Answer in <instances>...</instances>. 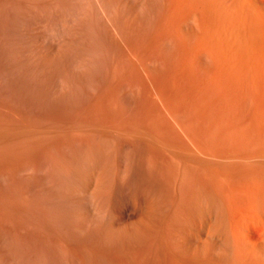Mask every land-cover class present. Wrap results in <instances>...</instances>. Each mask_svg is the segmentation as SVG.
I'll list each match as a JSON object with an SVG mask.
<instances>
[{"label": "bare ground", "instance_id": "6f19581e", "mask_svg": "<svg viewBox=\"0 0 264 264\" xmlns=\"http://www.w3.org/2000/svg\"><path fill=\"white\" fill-rule=\"evenodd\" d=\"M99 71H101V74H99ZM79 87L81 89L85 88L83 90L91 91L90 93H84V91L78 92L79 94L80 92L81 94L84 93L85 96L84 94L82 96L89 99L90 102L87 104V106H82V109H86L87 112L89 110L88 114H91L92 118H84L85 121L83 123H80L81 120L78 122L74 118V124L70 126L71 123H73L72 120L71 122L68 120V123H64V121H62L61 119L66 116L63 114L67 113L66 111H64L67 105H73L74 103L80 101L81 97L76 94V89ZM92 90L94 93L92 92ZM124 95H126V97L127 95H129L127 98L132 99H128L127 102L125 99V103L124 101H122V103L126 107L125 109L131 113H136V115L139 111L142 116L140 114L138 115H140L142 119H137V117L139 118V116H136L137 120L134 119L135 115L132 116L134 117L132 118L133 120L129 119L128 117H126L127 114L125 113V117L128 118V120H125L124 118L123 120H120L118 118L119 116L117 115V117L112 120L111 123L109 122L110 124L108 126L105 125L107 123L104 122V129L106 128V131H108L107 136L104 135V137H106H102L106 139H103L104 144L107 142V145L109 144L111 146L112 142L110 140V137H112L114 134H116L114 135L115 138L117 137V135L121 136L125 134L128 136V138L130 136L136 141L141 142L140 144H143L145 147L160 146L162 147L160 148L162 149V151L165 149L169 153H167L168 156L166 155L168 159L169 155L173 156L176 161L178 160L177 162H179V164H182L183 166L189 165L205 172V175L208 176L207 178L204 177L205 180L209 178V182L206 183H210L211 186H209V189L205 188L204 191L202 189V192L201 190L199 192H196L192 189L193 191H195V193H193V191L189 187L190 193H187L185 192V190L187 189L188 191V187L185 185V190L183 189L182 191H184V194L187 193L186 195H184L182 191H179V193L173 191L175 192V194L173 193V195L172 193H170V191L172 190H170L169 193L166 191L170 187L165 190V188H162L163 186L161 187L162 183H160V187L158 186L159 188L157 189V191L155 190V188L153 189L156 192L152 191V194L142 199H145L143 203L141 202L142 204L139 202L141 200L139 198L140 200L138 202L140 203L141 207L138 205L139 203L136 204L135 202L136 205L133 206L135 207V210L132 209L133 207L131 208L133 211H137L136 207L139 206L140 211L138 210L139 213L137 216L133 213V215L136 216L135 222L132 220L134 223H132L130 226L128 224L127 226L125 225L126 227H128V231L125 228L126 231L128 233L130 232V239L126 238L127 240H125V235H119L121 231L124 232L125 230L122 226L123 223L113 221L115 227L119 228L118 232L120 231L119 233H117V229H115L116 233L119 235V238L117 236V238L114 237L117 242L114 241L115 239H112L113 242H115V244L117 243V245L119 246H122L123 244V247L127 243L129 247L133 239H137L138 237L141 243L140 246L142 245L141 252L143 249L142 258L138 255L142 259V262L140 261L142 264H264V0H0V107L6 108L8 105H11L12 107H14V109L16 108L18 110H21V112L24 111V113L27 114L29 113L28 111H36L39 112L40 115L43 114L44 116L48 117L46 118V120H44L46 124H43L44 126H41V124L39 123L37 124L38 121H34L35 119L33 120V122H35L36 124H34L32 121H30L29 123V118L31 117L32 119V116L27 119L28 122L26 120L27 117L23 121H18V119H16L17 112H11L13 108L10 106L12 109H9V111L13 113V115H11L10 117V120L12 122L13 119L11 118L13 116H16V118L13 117L14 121L16 120V122L13 121L14 123L10 124V121L8 120L9 125L0 123L1 147L3 146L1 143L4 142L6 145V143H9L11 139L15 140V143H13L14 140L11 143L17 145L19 144V142L17 143L16 140H20L22 139V137L25 138L26 135L33 136L34 140V137L36 138L37 135L38 137L41 136L40 132L44 134L45 131H51L50 133L55 132L56 134H59L61 132V136L62 134H66L68 130L69 131L67 133H73L72 129L73 131L75 130L74 132H77V130L79 132V129H81L82 131H84V129L85 131L87 129H90L89 131L94 130L91 134H93V132L95 133L96 131H100L101 129L104 132L105 130L101 128L103 123H99L101 126L100 127L99 124H97L98 122L96 121L98 118L97 115H99L101 108L103 107L102 104H105V101L108 97H112L108 100L114 99L113 101L116 102V97ZM113 101H109L110 104H107L110 108L108 106L104 107L108 109L112 108V113H116V111L117 113H119L117 110L119 109L117 105L118 103H114ZM117 101H119V99H117ZM104 107L102 109L103 112L106 113L107 110L104 111ZM6 109H4L3 111H5ZM86 110H84L83 112L85 113ZM3 111L2 113H4L5 115V112ZM61 112H63L62 115ZM110 112H107V114H110ZM84 113L81 115H84ZM115 113L113 114L115 115ZM88 114L85 113L84 117ZM107 114H105L104 116L109 115ZM1 115L0 117H2ZM92 115L95 118H93ZM131 115L129 114L128 116L130 117ZM6 116L7 114L4 117ZM7 117V119H9V115ZM76 118L77 120L80 119L77 116ZM107 118H105V120ZM120 118H122L121 115ZM1 120L4 119L0 118V122ZM40 121L41 123L44 122L43 120H41V118ZM3 122H5V120ZM64 124H68L69 127H67L68 125H66V127H63ZM70 127H72V129ZM35 132L39 134H36V136H34L33 133L35 134ZM47 134L45 135L48 136L49 134ZM56 134L53 133V135ZM53 135H51V137ZM59 135L58 137H60ZM125 135L123 137H125ZM63 136L65 137V135ZM73 136L76 135H74L73 133ZM78 136H80L79 133ZM87 136L89 137V135ZM87 136L86 139H88ZM46 138L49 139V137ZM60 138L62 139V137ZM66 138L68 139V137ZM115 138H112V140ZM27 139L29 138L27 137ZM7 140L10 141L7 142ZM38 140L43 141L39 138ZM38 140L36 141L40 142ZM91 140L93 141L94 139ZM100 140L102 139L100 138ZM24 141L27 145H29L30 143L33 144L32 141H28L30 142L29 144L26 140ZM56 141H54L53 143H55ZM121 141L123 140L121 139ZM57 142L56 145L59 144H57ZM79 142H81V140H79ZM85 142H87V140ZM100 142L103 144L102 141ZM45 143H47V140L45 141ZM124 143L121 142L122 152L120 153H124L123 145L126 146V143ZM134 143L136 144V142ZM134 143L130 144H132L133 146ZM38 144L43 145L42 142ZM66 144H63V146ZM74 144L77 143L74 142ZM91 144L89 142V147ZM98 144L99 140L97 145ZM118 144L120 143L118 142ZM16 145H14V147H16ZM27 145H25L24 149L27 147ZM7 146L6 148H8ZM45 147L43 146L41 149L43 150ZM73 147L71 148V153H74ZM89 147L88 149H86L91 151ZM111 147H109V149H111ZM115 147H112L113 150ZM118 147H116L117 151L119 149ZM134 147L136 148V145L132 148L134 149ZM140 147L141 146H139V148ZM55 148L59 147L55 146ZM102 148H100V151L99 149H96L100 152V155H103L104 153L103 150V153H101ZM105 148L106 146L104 147V149ZM30 149H32V147ZM34 149L35 148H33V150ZM41 149L39 150L41 151ZM80 149H82V146H79V150ZM84 149L82 150L86 151V149ZM109 149L107 151L105 150V152L107 153L108 151H110ZM126 149L128 150V152L131 150H129V148ZM11 150L9 149V151ZM16 150L17 148L12 151L14 152ZM45 151L48 150L46 149ZM62 151L64 152V150ZM112 151L111 153L114 154V151ZM145 151H147V149ZM145 151L143 152L145 153ZM158 151L157 155L159 154ZM2 152H4V150ZM51 152H54L53 149L51 150ZM35 153L38 154L37 151L34 152L35 157H32L34 159H32L33 161H36L35 158H38ZM59 153L62 154V152ZM80 153H78V155H81ZM91 153H87V156L92 155ZM19 154L21 156V153ZM29 154L33 155V153ZM48 154H50V151L48 152ZM61 154H57V156H60ZM148 154L147 156L149 157L150 154ZM160 154L158 156H160ZM27 155L28 154H26V156ZM53 155L54 154H52V156ZM108 155L109 157H112V155ZM140 155L142 156V154ZM20 156L19 158L17 156V159H14L13 162L11 159H9L11 161V163L8 162L9 165L6 164L7 162H5L4 166H0V180L3 183L12 180L14 181L13 184H18L16 185L17 192L14 188V193L16 194L12 193L14 195H17L14 196L12 202H15V197H18V200L22 205L19 207L24 208L25 217L22 216L24 217V225L27 224L32 228V225L34 224V227L38 226L42 228V230L45 229V231H47V233L49 234H55V236L59 235L56 236V238L53 236L49 238V242L47 241L48 243H51V248L52 244L56 245L55 247H59L58 245H60L61 247L59 248H62L61 250L64 251L63 253H65V255L67 251H69L68 249H71V247H73V251H75L76 248L84 249L86 250V252H83V250L82 252H80V254L85 253L84 259L86 261L83 259V254L78 258H80L82 261L84 260V263L86 262V264H90L89 261H91L94 256H96L95 259H93L94 261H96V258L103 253L98 252L99 254H101L97 256V252L95 255V253L92 254L91 252L93 250L90 251V248L88 249L89 245L91 247L92 243L86 235L89 233H87L86 231V233L83 234L84 232L82 231V229L84 228L82 227V225L85 221H88L90 223L92 222L91 220L92 218H94L95 214L94 210L97 208V206L95 209L90 206V210L88 209L90 211V215H86V211L84 212V210L86 209L84 207L85 203L83 204L81 198L82 193H80V191L84 192V195L85 192L90 191L92 195L95 196V191L98 193L100 190L102 191L108 188L111 181L107 180V182L109 181L108 184L106 183V181H104L106 178L104 179L102 174L99 176L101 172L99 173L98 168H103V166L101 168L102 162L101 165L99 164L100 166H98L97 168V164L95 165L93 161L84 158V160H82L84 162V164H82V167H87L83 168L85 170L87 169L86 172L83 170L85 172V175L79 177L77 174H74V171H72L71 173H73V175H76L77 177L71 174L73 178L66 177L64 180L62 179L63 181H65V183H67V185L63 183L66 185L64 186V188L66 187L69 189V195H71V198H68L70 196H67L65 193V195L67 196L66 199H63L65 204L62 203L61 205L60 201L62 199H57V196L59 194L57 195V192H53L55 190L58 191L59 188L52 190V187L50 186L51 184H53V181H49V184L45 179L47 177L49 178L54 173L50 175L51 172L50 170H48L50 173H47L50 176H46L48 175L46 174L44 178V176L41 174V176H43V179H36L35 177L39 175L33 177L34 174H36V172L33 173L34 170H37V166L35 167L34 165L39 162L37 161V163L34 162L36 164H32L33 162L31 163L28 158L25 160V158ZM30 156L31 155H29L28 157ZM57 156L55 158H57ZM78 157L79 156H77V159ZM91 157L96 158V156L93 155ZM134 157L136 156L134 155ZM144 157L146 158V156ZM48 158H50V155ZM71 158L74 157L71 156ZM100 158H102V156H100ZM43 159L44 157L40 159L41 163L44 162ZM148 159L149 158H146L147 161H149ZM170 159H172V157ZM76 160L74 161L75 163ZM172 161L174 160L172 159ZM45 162L48 163L49 161ZM149 162L146 163L149 164ZM46 163H44L43 165H45ZM175 163L176 162H174L173 166L178 165L177 163ZM51 164H53V162ZM51 164H49L50 167L52 166ZM60 164L59 166L57 165L59 168ZM103 165H106V162ZM40 166H42V164ZM183 166L181 167L184 168ZM107 167L109 172H112L109 167L112 169L113 166ZM62 168L60 169L61 173H64L62 172ZM174 168L175 167H173V169ZM46 169L47 168H45V170ZM103 169L102 170L105 173L108 171H105V166ZM114 169L115 167L113 168V170ZM164 169H166V167ZM195 170L192 169V171L189 172H193ZM80 171L78 170L79 173ZM165 171H167V169ZM181 171L183 174L185 173L184 169ZM122 173L123 175L125 174L124 170L122 171ZM38 174H40V171ZM66 174H68V172H65V176H69ZM174 174H172V177H174ZM178 174L180 175L179 172ZM178 174L176 172L175 175ZM192 174H195L196 177V174L198 173ZM107 175L108 174H106L105 177ZM162 175L164 178L166 174L164 175L163 173ZM186 175L187 174H185L182 178H184ZM180 176H182V174ZM55 177L53 179L54 182L57 181H55ZM170 177L171 176H169V178ZM51 178H53V176ZM61 178H64V176ZM192 178H194V176ZM174 180L176 181V178ZM205 180H202V183ZM165 181H168V178ZM171 181H168L170 182L168 186H174L172 185L174 183L171 184ZM11 182L10 184L8 183L10 187L12 186ZM180 182L178 183L180 184ZM182 182H186V180ZM200 183L198 182L199 185H201ZM54 184H59V182ZM63 184H59L57 186ZM194 184L195 183L193 182L192 186H194ZM205 184L202 185L207 186ZM2 185L3 184H1V186ZM165 185L167 184L165 183ZM4 186L6 187V185ZM57 186L55 185V187ZM156 186L157 183L155 187ZM195 188L197 187L195 186ZM109 189H111V185L107 190ZM65 191L67 192L68 190L66 189ZM180 192H182V194ZM5 193L7 194V192ZM6 194L5 196H3L6 197ZM169 194H172L171 196L174 197L169 196ZM65 195L63 192V195L61 196ZM98 196L100 197L101 195ZM102 196L104 197L105 195ZM111 197L112 196H110V198ZM98 198H96L95 200L98 201ZM134 198L132 200H134ZM4 199L0 200H3L5 202ZM91 200L92 198L88 200V203H93ZM7 202H5V204ZM96 202L95 204L93 203L94 206L96 205ZM107 202H109V200ZM16 203L18 204L17 200ZM105 203L106 202H104V204ZM9 204H11L10 201ZM97 204L101 205L100 208L102 209L105 207L103 202ZM103 205L104 207H102ZM113 205L116 206L115 204ZM15 206L17 205L15 204ZM19 207L17 206L14 208ZM7 209L5 210V212L7 211ZM98 209L99 208H97V211ZM131 209L129 212H131ZM22 210L21 212L23 215ZM100 211L102 210L100 209ZM103 212L106 211L103 210ZM1 213H3L2 210ZM6 213L5 215L1 214L3 215L2 218H5ZM19 213H17L16 211L15 215L19 216ZM121 213L123 215V212ZM12 214L14 215V213ZM129 215L127 216L129 217ZM123 216L122 218L125 217ZM13 217L10 218L14 221L15 218L13 219ZM25 218L26 220L27 218L29 219L28 222L25 220ZM104 218L106 219L105 216ZM11 219L8 220H10L12 224L9 225L10 222L8 223L7 220L6 222L8 224H5L6 227L2 228L1 230L3 231L4 235L9 234L8 236H10L11 238L17 235L15 236L16 238L23 230L17 227L21 230L17 234L15 230L16 225L14 226V228L11 226L16 223L17 219L14 222L11 221ZM102 219L99 218L97 224ZM107 219L109 220L110 218ZM19 220L21 221L22 219ZM109 221H112V219ZM25 222L27 223L25 224ZM103 222L105 223V221ZM100 223L101 222H99V225ZM17 225H19V223ZM86 226L85 230H88V228L86 229ZM95 226L96 225L94 224V227ZM104 226L108 227L107 224ZM112 227L110 228L109 225V229H107L108 231H106V229L102 231L107 235L109 231L111 232V234L114 233L115 235V232L113 231L114 229ZM22 228L24 229L26 227ZM27 231L29 230L26 229V232H23V234L29 233ZM42 232H38V235ZM125 233L126 232H124V234ZM44 234L42 236H45ZM64 234H66V236L67 234L70 235L74 241L72 240V242H70L69 240L71 237L68 240L67 238H65V236V240L63 239L64 241H61L62 239L60 240V236ZM32 235L28 236L31 237ZM107 235L105 237L103 236L104 238L100 237L101 239H103L102 245L103 243H106L105 245H108V241L109 243H111L112 240L107 239ZM112 235H110L111 238H113ZM126 235L128 234L126 233ZM28 236H26V238ZM4 237L2 236V238ZM34 237L37 238L39 236ZM2 238H0V264L5 263L7 260L9 261V258H11L12 260L13 258H15V261H17L18 259L17 262L19 264L52 263H48L50 259L47 260V258L44 256L43 257L46 259H44L43 257L41 259L40 255L46 250L45 248H43L45 250L42 253L37 254L40 257L36 255V258L33 255L36 259L30 258V260L27 259L28 256H25V259L27 260H23L24 258H20L19 260V258H16V256H18L17 254H15L16 251H14V253L12 252V254L10 255V250L8 252V248H4L5 244L2 243ZM6 238L7 237H5V239ZM20 238L21 237H19V239ZM29 238L27 239L31 241V238ZM35 238L33 239L34 241ZM100 238L98 242H100L101 244L102 240ZM135 239L134 242L136 241ZM15 240H17V238ZM15 240L14 242H16ZM93 240L96 241V239ZM24 242L26 245L28 244L27 240ZM40 242L38 243V245L40 244ZM10 243H6L7 247L8 245L10 247ZM19 243V246L24 244ZM87 244L89 245L87 246ZM42 246L43 245L40 244V246L38 247L40 248ZM47 247H49V245ZM96 247L99 251V247ZM12 248L13 247H11V249ZM30 248L28 247L27 250L25 248L24 249L26 251H29L28 249ZM129 248L130 251L134 249L133 248L131 250V247ZM138 248H135L137 252ZM47 249H50V247ZM55 249L57 250V248ZM36 250L34 252H36ZM51 250L57 252L54 249ZM54 252L51 253L54 254ZM58 252H60V249L58 250ZM121 252L123 254V251ZM61 253L59 254L61 255ZM71 253L69 254L71 255ZM132 253L134 252L132 251ZM128 254L125 253V255ZM30 255L29 257H31ZM60 255H54V257H59ZM64 256L63 259H61L62 263H56L70 264L69 262L71 261V257L69 256L70 258L68 259ZM75 256L73 257L77 258ZM54 257L51 256V259ZM74 258L71 259L73 260ZM104 258L105 257L101 259ZM93 260L91 261V264L94 263ZM128 261H132L133 263V260L129 259ZM71 262V264H75V262ZM76 262L79 261L76 260ZM109 262L111 263V261ZM109 262L107 261L106 263ZM115 263L113 262V264Z\"/></svg>", "mask_w": 264, "mask_h": 264}, {"label": "rangeland", "instance_id": "374dc122", "mask_svg": "<svg viewBox=\"0 0 264 264\" xmlns=\"http://www.w3.org/2000/svg\"><path fill=\"white\" fill-rule=\"evenodd\" d=\"M99 74H101V71H99ZM78 89H79V90H78ZM83 89H85V88H83ZM83 89H81L80 87L76 89V94H78V96L81 97V98H80V101L74 103L75 106H74V104H73V105L70 104V105H67V106H66V108L69 110V112H70V111H73V112H70V113H69L68 110L65 108L64 111H66L67 113L64 112V113H66V114H63V115H66V116H64V117H66V118L63 117V118H64V119H63V118L61 117V118H62L61 120L64 121V123H66V122L68 123V120L71 122V120H72L73 123H71V125H70V122H69V125H70V126H72V124H74V120H73L74 118H75L76 121H78V122L81 120L80 123H83V122L85 121V119H89V117H90V119L92 118V117H91V114H88V113H89V110H88V112H87L86 109H84V110H86L85 113H87L88 115H86V116L84 117L85 113L83 112L84 110L82 109V106H83V107H84V106H87V104L90 102L89 99H88L87 97H84V96H85L84 93H86V92H89V93H90L91 91H90V90H89V91H88V90L86 91V90H83ZM78 91H84V93L81 94V92H80V94H79ZM92 92H93V90H92ZM93 93H94V92H93ZM83 94H84V96H82ZM91 94H92V93H91ZM129 95H130V94H129ZM129 95H127V97H128ZM83 97H84V98H83ZM120 97H121L122 99H121ZM120 97H119V96L116 97V100H115L116 102L113 101L114 99H113V100H108L110 97H108L107 99L105 98V99H106L105 104H102V106H103V107H104V106H106V107L108 106V107H109V105H107V104H110L109 101H113L114 103H118L117 105H118L119 109H117V110H118V112L120 113V115H121L122 118H120V115H119V113H117V111H116V113L113 112V113H115V115H114V114L112 113L113 110L111 111L112 108H111V109H108V108H105V107H104V108H105L104 111H106V110H107V112H110V111H111L110 114L108 113L109 115L107 114V112L104 113V112H103V109H102L103 107H102L100 113H102V114L104 113V114L102 115V114H100V113L98 112L100 116L97 115L98 118H97V120H96V121L98 122L97 124H99V123H100V124L103 123V124H102V127H101L100 124H99V126H100L101 128L104 129L105 125L108 126V125L112 122V120H114V119L117 117V115L119 116L118 118H119L120 120H121V119L123 120V118H124L125 120H128V118H129V119H132V118H134V117H135L134 119H136V116H139V118L137 117V119H139V120L142 119V117H141L142 114H141L139 111H138L139 113L137 112V115H136V113H133V112H132V113H133V114H132L131 112H129L128 110L125 109L126 107L124 106V104L122 103V101H124V103H125V99H126V102H127V100L130 99V98H127L126 95H124V96H120ZM111 98H112V97H111ZM111 98H110V99H111ZM123 98H124V100H123ZM117 99H119V101H117ZM82 100H84V101H82ZM130 100H132V99H130ZM81 101H82V102H81ZM85 101H87V102H85ZM107 101H108V102H107ZM120 102H121V103H120ZM103 103H104V101H103ZM80 104H81V105H80ZM82 104H84V105H82ZM79 105H80V106H79ZM6 106H7V105H6ZM10 106H11V105H8L7 107H9V108L6 107L7 109H6L5 107H0V115H1V113H2V111H3L4 109L7 110V111H6V110L3 111V112H5V115H6V114H7V116L9 115V119H7L8 117H7V116L4 117L5 115H4V113H2V115H1L2 117H0V118L4 119L5 122H3L4 120H1V122H0L1 124L3 123V124H7V125H9V123H8L9 121H10V124L16 122V120L14 121V118H16V116H13L14 118H13V117L11 118V119H13L12 122H11V120H10L11 115H13V113H11V112L13 111L14 113L17 112V113H16V114H17V118H16V119H18V121H23L26 117H27V118H26V120H27L30 116H32V119H31V117L29 118V123H30V121L33 122V120L35 119L34 121H36V120L38 121V122L36 121L37 124L39 123V124H41V126L46 125L44 120H46V118H48V117L44 116L43 114L40 115V113H39V112H36V111H35V112H34V111H28L29 113L27 114V113H24V111L21 112V110H18V109H16V108L14 109V107H12V106H11V107L13 108V110H11L12 108H11ZM69 106H70V107H69ZM111 107H112V104H111ZM122 107H123V108H122ZM1 108H3V109H1ZM69 108H70V109H69ZM109 108H110V107H109ZM9 109L11 110V112L9 111ZM71 109H72V110H71ZM80 109L82 110V112L84 113V115H81V114H83V113L81 112ZM124 109H125L126 111H125ZM15 110H16V111H15ZM25 110H26V109H25ZM109 110H110V111H109ZM124 111H125V112H124ZM7 112H8L9 114H8ZM79 112H80V113H79ZM127 112H128V113H127ZM20 113H21V114H20ZM23 113H24V114H23ZM33 113H34L35 115H34ZM38 113H39L40 116L38 115ZM62 113H63V112H61V115H62ZM71 113H72V114H71ZM77 113H78V114H77ZM90 113H91V112H90ZM125 113L127 114V116H126ZM16 114H15V115H16ZM18 114H19V115H18ZM31 114H32V115H31ZM67 114H68V115H67ZM70 114H71V115H70ZM75 114H76V115H75ZM79 114H80V115H79ZM92 114H93V113H92ZM105 114H107L108 116H104ZM111 114H112L113 116H112ZM123 114H124V115H123ZM129 114H130V115L132 114V115L129 117V116H128ZM138 114H140L141 116L138 115ZM25 115H26V116H25ZM69 115H70V116H69ZM89 115H90V116H89ZM134 115H135V116H134ZM24 116H25V117H24ZM33 116H34V117H33ZM43 116H44V118H43ZM73 116H74V117H73ZM76 116H77L78 118H80V119L77 120ZM80 116H81V117H80ZM82 116H83V118H82ZM92 116H93V115H92ZM110 116H111V117H110ZM125 116L128 117V118H126ZM132 116H134V117H132ZM3 117H4V118H3ZM20 117H21V118H20ZM23 117H24V118H23ZM69 117H70V118H69ZM86 117H87V118H86ZM107 117H109V118H107ZM140 117H141V118H140ZM5 118H6V119H5ZM36 118H38V119H36ZM40 118H41V120L44 121V122L42 121L43 123H41ZM67 118H69V119H67ZM71 118H72V119H71ZM81 118H82L83 120H82ZM84 118H85V119H84ZM93 118H95V117L93 116ZM105 118H107V119L105 120ZM19 119H22V120H19ZM102 119H103V121H102ZM137 119H136V120H137ZM8 120H9V121H8ZM26 120H25V122H26ZM65 120H66V121H65ZM104 120H105V121H104ZM132 120H133V119H132ZM13 121H14V122H13ZM18 121H17V122H18ZM101 121H102V122H101ZM27 122H28V120H27ZM32 122H31V125H32ZM104 122L107 123V124L104 125ZM109 122H110V123H109ZM33 123L36 124L35 122H33ZM62 123H63V122H62ZM43 124H44V125H43ZM64 125H65V126H64ZM64 125H63V127H66V125H68V124H64ZM69 125H68L67 127H69ZM103 125H104V126H103ZM36 126H37V125H36ZM107 126H106V127H107ZM70 128L72 129V127H70ZM107 128H108V127H107ZM68 129H69V128H68ZM99 129H100V128H99ZM79 130L82 131L81 129H79ZM89 130H90V129H87V130H86L87 132L85 131V129H84V131H82V132H80V131L78 132V130H77V132H74L75 130L73 131V129H72V132H73L74 135H76V136H73V133H71V132L67 133L69 130H68V131L65 130V131H67V132H66L67 136H66V134H62V136H61V134H60L61 132L59 133V134H60V135H59L58 133H57V134H56L55 132L50 133L51 131H50V132L47 131L48 134L50 135V136H49V135L47 134V132L45 131L44 134H42V133L40 132L41 136L38 137V135H37L36 138L34 137V140H35V141L38 140V138L41 139V140H43V139H45L46 137H49V139L51 140L52 143L50 142V140H49L48 138H46V139L43 140V141L38 140V141H40V142H37V141L35 142V141L33 140V136H27V135H26V136H27L29 139H27L26 136H25V138L22 137V139H20V140L17 139L16 142H17V143L19 142V144H17V145H16V144H13V143H15V140H14V139H13V140H14L13 143H11V142L13 141L12 139H11V141H10V140H7V142H9V141H10V142H9V143H6V145H5V143L3 142L4 144L1 143L3 146H2V147L0 146V150L2 149V150L0 151V153H1L3 150H4V152H2V153H6V154H2V153H1L2 155L0 154V155H1V156H0V160H1V161H0V162H1V163H0V166H1V165L4 166L5 162H7L6 164L9 165V163H11V161H10L9 159H11L12 162H13L14 159H17V156H18V158H19V156H20L19 153H21V156H20V157L25 158V160L28 158L29 161H30L31 163L33 162L32 164H36L37 161H38L39 163H37L36 165H34L35 167L37 166V170L35 171V170L33 169V170H34L33 173L36 172V174H34L33 177L39 175V176H37V177H35V178L41 180L40 178H42L43 176H44V178H45V175H46V174H48V173L51 172L50 175H52V174L54 173V174L52 175L53 178H51L52 176H50L49 174L46 175V176H50L49 178H51L52 180L49 179L48 177L45 178V179L48 181V183H49V181H50V182L53 181V184H51V186H50V187H52V188H51L52 190H55V189L59 188L58 191L55 190V191H53V192H57V193H56L57 195L59 194V195L57 196V197H58L57 199H58V200H61V199H62V200L60 201V202H61V205H62V203H64L63 199H66L67 196H70V197H68V198H71V195H69V194H70V193H69V192H70L69 189L66 188V187L64 188V186H66L67 183H65V181H63V180H64L66 177H69V178H71V177L73 178V176L77 177L76 175H73V173H71L72 171H74V174H77L79 177L85 175L84 173L87 171V169L85 170V169H83V168H87V167H86V166H85V167H82V166H83L82 164H84V162H83L82 160H84V158H86L87 160H91V161H93V163H94L95 165L97 164V168H98V166L101 165V162H102L101 168H102V166H103V168H104V166H105V171L108 170V169H107V168H108L107 166H111V167L113 166V168L115 167L114 170H113V168L111 169V168L109 167V169H110L112 172H109V170H108L106 173L103 171V170H104L103 168H102L103 170L100 169V167L98 168V169H99V173L101 172V173L99 174V176L102 174V176L104 177V179L106 178L104 181H106V183H108V184H109V181H111V182H110V185H111V189H112V190L109 189V190H111V191L107 190V189L109 188L110 185H109V186L107 185V186H108L107 189L102 190V191L100 190V191H101L102 193H104V194H102L100 191H99L98 193L95 191V194H94V195L97 196V197L93 196L92 193H91L90 191H89V192H90L91 194H90L89 192H85V195H84V192L80 191V193H82V197H81V198H82L83 204L85 203V206H84V207H85L86 209H85L84 207H83V208L85 209L84 212L86 211V215H87V214L90 215V211H89V210H90V206L93 207V209H95L96 206H97V208H99L98 211L101 212V213H99V212L97 211V208H96V209L94 210V211H95L94 218H92L93 216L91 217V218H92V220H91L92 222L90 223V222H88V221H87V222L85 221L84 224L82 225V227L84 228V229H82V231L84 232L83 234H85L86 231H87V233L90 234V235H89V234H86V235H87L88 238L91 240V243H92V244H91V247H90L89 244H87V246L89 245L88 249L90 248V249H89L90 251H91V250L94 251V252L91 251L92 254L95 253V255H96V252H97V253H98V252H101V253L107 255V256H105V255H103V254H101V253H100V254H101V255H100V254L98 253L97 256L100 255L101 257L98 256V257H97L98 259L96 258V261H94L93 259H95V257H96V256H94V258L92 259V260L94 261L93 264H96V263H98V264H102V263H103V264H113V262L115 263V260H116V263H117V264H120V263H121V264H122V263H123V264H124V263H126V264H135L136 262H137L136 264H138V263H139V264H142V263H141V262H142V259H141V258H142V256H143V255H142V254H143V249H142V252H141V248H142L141 246H142V245L140 246L141 243H140L138 237H137L138 240L134 238L137 242H136V241L134 242V239H133V241L130 243L131 245H129V247H131V250H132L133 248L135 249L136 247H137V248L139 247V248H138V252H139V250H140V252H139L140 254L136 251V249H135V251H134V249H133L132 251H133L134 253H132V251L129 250L130 248L128 247V244H127V243H126L127 245L124 243L125 245H124V247H123V244H122V246H121V245L119 246V245H117V243L115 244V242H113V240L115 239L114 237H116V236L118 237L119 235H120V236H122V235L128 236V235H129L128 237H125V236H124V239H125V240L131 238V237H130V234H129L130 232H129V233L127 232V231H128V229H127L128 227H126V226H127V224L130 226L132 223L135 222V220H136V216L138 215V213H139V211H140V207H141V206H140V203H141V202L143 203L144 200H145V199H144V200H142V199H143V198H146V196L148 197L150 194H152V191L156 192L157 189L160 187V186H159L160 183H162V184H161V187L163 186L162 188H165V190L168 189V188L170 187V188H169L168 190H166V191L169 193V191L172 190V191H170V193H172V194H173V193L175 194V192H176V193H177V192L179 193V191H182L183 189L185 190V188H184L185 185L188 187V191H187V189L185 190V192H187V193H190V192H189V187H190L191 190L193 189V190H195L196 192H199L200 190H201V192H202V189H203V191H204L205 188H206V189H209V188H210V187H209V186H211L210 183H206V182H209V180H208L209 178L205 180L204 177H206V178L208 177L207 175H205V174H206L205 172L201 171L200 169L198 170V169H196V168H194V167H191V166L187 165L188 168L191 167V168H189V169H191V170H189V169L187 168L186 165L183 166L182 164H179V162H177L178 160L176 161V159H174L173 156H170V155H169V159H168L167 156H168L169 153H168L165 149L162 151V149H160V148H162V147H160V146H159V147H158V146H154V147H153V146L145 147L143 144H142V145L140 144L141 142L136 141L135 139L131 138L130 136H129V138H128V136L125 135V134H123V135H121V136H120V135H117L116 138L114 137V135H116V134H114L113 136H112V134H111L112 137H110L111 139H110V138H109V139L111 140L112 144H113L114 142H115V143L117 142V143H116V147L119 146V147H118L119 149H118V151H117V150H116V147H115V143L113 144V146H112V144H111L112 147H115L114 150H113V148H112L109 144H108L109 146L107 145V142L104 144V140H106V139H104V138L107 136V132H108V131H106V128L104 129V130L106 131V134H105V131L103 132L102 129L100 130L101 132H100V131H96L95 133L93 132V134H91V133H92V131H94V130H92V131H89ZM88 131H89V132H88ZM43 132H44V131H43ZM84 132H85L86 134H85ZM53 133L56 134V135H53ZM62 133H63V132H62ZM64 133H65V132H64ZM75 133H76V134H75ZM78 133H79L80 136H78ZM88 133H89V134H88ZM99 133H100V134H99ZM102 133H103V134H102ZM31 134H32V133H31ZM36 134H39V133H36V132H35V134L33 133L34 136H36ZM45 134H47L48 136H46ZM29 135H30V134H29ZM43 135H44V136H43ZM51 135H53V136H52L53 138L51 137ZM58 135H59L60 137H62V139H61L60 137H58ZM63 135H65V137H64ZM83 135H84V136H83ZM87 135H89V137H88ZM90 135H91V137H90ZM95 135H96V136H95ZM104 135H106V136L104 137ZM124 135H125V137H123ZM55 136H56L57 138H56ZM81 136H82V137H81ZM86 136L88 137V139H86ZM93 136H94L95 138H94ZM108 136H109V134H108ZM126 136H127V137H126ZM31 137H32V138H31ZM40 137H42V138H40ZM50 137H51V138H50ZM66 137H68V139H67ZM69 137H70V138H69ZM73 137H74V138H73ZM75 137H77V138H79V139H77V138H75ZM80 137H81V138H80ZM83 137H84V138H83ZM99 137H100L102 140H100ZM102 137H104V138H102ZM120 137H123V138H120ZM23 138H24V140L27 141L28 144H29L31 141L33 142V144L30 143V144H31V145L29 144L30 146L27 145V144L25 143V141L23 140ZM54 138H56V139H54ZM58 138H59V139H58ZM63 138H65V139H63ZM82 138H83V139H82ZM89 138L94 139V140L92 141V140L89 139ZM112 138H115V139H113L114 141L112 140ZM117 138H118L120 141H119ZM124 138H126V139H124ZM127 138H128L129 140H128ZM66 139H67V140H66ZM74 139H75V141H74ZM103 139H104V140H103ZM121 139H122L123 141H121ZM130 139H131V141H132V140H134V141L131 142ZM46 140H47V143H45ZM53 140H54V141L57 140V141H58V142L56 141L57 144L59 143L60 145H59V144L56 145V142L53 143V142H54ZM77 140H78V141H77ZM79 140H81V142H79ZM83 140H84V141H83ZM86 140H87V142H85ZM89 140H90V141H89ZM98 140H99V144L97 145ZM115 140H117V141H115ZM126 140H128V141H126ZM28 141H30V142H28ZM62 141H63V142H62ZM66 141H67V144H66ZM91 141L94 142V143H92ZM100 141H102L103 144H102ZM5 142H6V141H5ZM41 142L43 143V145H42V144H38V143H41ZM74 142L77 143V144H74ZM83 142H85V143H83ZM89 142H90V144H91V143L93 144V146H94L95 149L93 148L92 144H91L90 147H89ZM118 142H119L120 144H118ZM121 142H122V143H124V142L126 143V146L123 145V146H124V147H123V148H124V149H123V152H124V153H120V152H122V151H121V149H122V148H121V147H122V146H121V145H122ZM134 142H136V144H135ZM138 142H139V143H138ZM78 143H79V146H82V149H84V148H85V149H86V148L88 149V147H89V149H90L91 151H89V150H87V149H86V151H83L82 149L79 150ZM100 143H101V144H100ZM125 143H124V144H125ZM127 143H128V145H127ZM130 143H134L133 146L136 145V148L134 147V149H133V148H132L133 146H132V144H130ZM7 144H8V146H7ZM37 144H38V145H37ZM47 144H48V145H47ZM52 144H53L54 147L52 146ZM61 144H62V145H61ZM63 144H66V145L63 146ZM81 144H82V145H81ZM95 144H96V145H95ZM138 144H139V145H138ZM10 145H12V146H10ZM14 145H16V147H14ZM18 145H19V146H18ZM25 145H27V147L24 149ZM32 145H33V146H32ZM72 145L75 146L76 148L73 147ZM83 145H84L85 147H84ZM86 145H87V147H86ZM100 145H101V147H100ZM6 146H7L10 150H11V149H12V150H15V149L17 148V150L14 151V152H16V153H14L12 150L9 151V149L6 148ZM9 146H10V147H9ZM35 146L37 147L38 150L41 149L43 146H44V147L46 146L45 148H46L48 151H45V150H46L45 148H44L43 150L41 149V151H40V150L38 151V150L36 149ZM41 146H42V147H41ZM55 146H56V147L58 146L59 148H55ZM61 146H62V147H61ZM71 146L75 149V151H74V149H73V152H74V153H71V150H72V149H71V148H72ZM91 146H92V147H91ZM97 146H98V147H97ZM102 146H103V148H102ZM105 146H106V148L104 149ZM127 146H128V147H127ZM130 146H131V148H130ZM139 146H141V147H143V148H141V147L139 148ZM29 147H30V148L32 147V149H30ZM48 147H49V148H48ZM63 147H65V148H63ZM66 147H67L68 149H67ZM70 147H71V148H70ZM77 147H78V149H77ZM96 147H97V148H96ZM99 147L102 148V149H101V153H103V151H104V153H103V155H104V159H103V155H102V154L100 155V152H99V151H100V148H99ZM109 147H111V149H109ZM151 147H152L153 149H152ZM156 147H157V148H156ZM3 148H6V149H3ZM13 148H14V149H13ZM28 148H29V149H28ZM33 148H35L34 150H36L37 153H38V154L35 153L36 156L39 158V159H38V158H35L36 161H33L34 159L32 158V157H35V156H34V152H36V151L33 150ZM61 148H62V149H61ZM69 148H70V150H69ZM92 148H93V149H92ZM126 148H129V150L131 149L132 151L130 150L131 152H130V151L128 152V150H127ZM138 148H139L140 152H139ZM150 148H151V149H150ZM154 148H155V150H154ZM27 149H28V150H27ZM49 149H51V150L53 149L54 152H51V150H49ZM54 149H55V150H54ZM57 149H58V150H57ZM85 149H84V150H85ZM96 149H99V151L96 150ZM108 149H109L110 151H108L107 153L110 154V155L113 154V153H111V151H112V150L114 151V154L112 155V157H109V155L105 152V150L107 151ZM136 149H137V150H136ZM146 149H147V151H145ZM149 149H150V150H149ZM157 149H158L159 151H158ZM5 150H6V152H5ZM22 150H23V152H24V151H25V152L23 153ZM31 150H33L34 152L31 151ZM59 150H60V151H59ZM62 150H64V152H63ZM65 150H67V151H65ZM68 150H69V151H68ZM77 150H78V151H77ZM81 150H82V151H81ZM93 150H94V151H93ZM95 150H96V152H95ZM102 150H103V151H102ZM124 150H125V151H124ZM135 150H136V151H135ZM153 150H154V151H153ZM156 150L158 151L159 154L161 153L160 156H158L159 154L157 155V151H156ZM30 151H31V152H30ZM43 151H44V153L46 152L45 154H47V155H45V154L43 153ZM49 151H50V154H48ZM55 151H56V154H55ZM57 151L62 152V154L59 153V152H57ZM87 151H88V152H87ZM113 151H112V152H113ZM115 151H116V152H115ZM137 151H138V152H137ZM143 151H145V153H144ZM150 151H152V152H150ZM155 151H156V152H155ZM7 152H8V153H7ZM12 152H13V154H12ZM39 152H40V153H39ZM66 152L69 153V154H72V155H69V154H67ZM80 152H81V153H80ZM85 152H86V153H85ZM89 152H90V153H91V152H95L98 156H97L95 153H91V154H92L93 156H96V158H95V157H91L92 155H90V156L88 155V156H87V153L90 154ZM118 152H119V154H118ZM127 152H128V153H127ZM9 153L12 154V155H10ZM17 153H18V154H17ZM29 153H33V155H32V154H29ZM41 153H43V154H41ZM78 153H80L82 156H81V155H78ZM137 153L139 154V157H138V154H137ZM148 153H149L150 155H152V156H150ZM153 153H155V154H153ZM167 153H168V154H167ZM22 154H23L24 156H23ZM26 154H28V155L26 156ZM39 154H40V155H39ZM52 154H54L55 156H54V155L52 156ZM57 154H61V155H60V156H59V155L57 156ZM74 154H75V155H74ZM105 154H106V155H105ZM127 154H128V155H127ZM140 154H142V156H143V155L146 156V158H149L148 160H149L150 162L147 161L146 158H145L144 156L142 157ZM147 154L149 155V157L147 156ZM6 155H7V156H6ZM9 155H10V157H9ZM14 155H17V156H14ZM29 155H31L30 157H31V160L33 159L32 161L30 160V157H28ZM42 155H43V156H42ZM49 155H50V158H48ZM83 155H84V156H83ZM107 155H108V156H107ZM115 155H116V156H115ZM121 155H122V156H121ZM123 155H124V157H123ZM125 155H127L128 157L125 156ZM134 155H135L136 157H134ZM164 155H165V156H164ZM166 155H167V156H166ZM5 156H6V157H5ZM40 156H41V157H40ZM46 156H47V157H46ZM51 156H52V159H53V160L51 159ZM56 156H57V158H55ZM71 156L74 157V158H71ZM77 156H79L80 158H83V159H80V158L78 157V159H79V160H78V159H77ZM100 156H102V158H100ZM113 156H114V157H113ZM11 157H12L13 159H12ZM42 157H44V159H45V157H46L45 160L43 159V161H44V162L42 161L43 163H41V160H40V159H42ZM59 157H60V158H59ZM61 157H62V158H61ZM87 157H88V158H87ZM90 157H91V158H90ZM98 157H99L100 159H99ZM106 157H107V158H106ZM108 157H109V158H108ZM166 157H167V158H166ZM171 157H172V159H173L174 161H172V159H170ZM47 158H48V159H47ZM58 158H59V159H58ZM89 158H90V159H89ZM93 158H95L97 161H96L95 159H93ZM37 159H38V160H37ZM73 159H74V160H73ZM76 159H77V160H76ZM92 159H93V160H92ZM6 160H7V161H6ZM51 160H52V161H51ZM59 160H60V161H59ZM75 160H76V163L74 162ZM80 160H81V161H80ZM94 160H95V161H94ZM100 160H104V161H100ZM125 160H126V161H125ZM145 160H146V161H145ZM27 161H28V160H27ZM45 161H49V162H48L49 164H51V163L53 162V164H51V165H52L51 167H52V168L54 167V168H53V172H52V168L50 167V165H49L48 163H46ZM58 161H59V162H58ZM8 162H9V163H8ZM30 162H29V163H30ZM34 162H36V163H34ZM60 162H61V164H60ZM80 162H81V164H80ZM82 162H83V163H82ZM105 162H106V165H103V164H105ZM146 162H149V164H147ZM174 162H176L178 165H177V166H176V165L173 166V165H174ZM40 163L42 164V166H40V165H41ZM44 163H46V164H45L46 166L43 165ZM176 163H175V164H176ZM59 164H60V168L58 167ZM99 164H100V165H99ZM47 165H48L49 168L47 167ZM57 165H58V166H57ZM78 165H79L80 167H79ZM122 165H124V166L126 165V166L124 167V166H122ZM179 165H180V167H179ZM44 166H45V167H44ZM62 166H63V168H64V171H63ZM72 166H73V167H72ZM74 166H75V168H74ZM120 166H122L123 168L120 167ZM168 166H169V167H168ZM181 166H183L184 168H182ZM41 167H42V168H41ZM76 167H77V168H76ZM81 167H82V168H81ZM160 167H161V168H160ZM162 167H163V168H162ZM165 167H166L167 171L169 170L168 172L165 171V170H166V169H164ZM173 167L176 168V171H175V168L173 169ZM185 167H186V169H185ZM45 168H47V169H46L47 171L45 170ZM61 168H62V172H64V173H61V170H60ZM71 168H73V169H75V170H73V169H71ZM78 168H79V169H78ZM119 168H120V169H119ZM124 168H125L126 170H125ZM170 168H171V169H170ZM179 168H180V169L182 168L181 170L184 169L185 173L183 174L182 171H181ZM57 169H58V170H57ZM160 169H162V170H160ZM178 169H179V170H178ZM192 169H194V170L196 169V170L193 171V172H189V171H192ZM48 170H50V172H49ZM78 170H79V171L81 170L80 173L78 172ZM83 170H84L85 172H84ZM121 170H122V171L124 170V173H125L124 175H123V173H122ZM157 170H158V171H157ZM163 170H164V171H163ZM39 171H40V174H38ZM44 171H46V172H44ZM58 171H59V173H58ZM76 171H77V172H76ZM102 171H103V172H102ZM125 171H126V172H125ZM172 171H173V172H172ZM186 171H187L188 173H187ZM37 172H38V173H37ZM47 172H48V173H47ZM65 172H66V173L68 172V174H66V175H69V176H65ZM69 172H70V173H69ZM108 172H109V173H108ZM174 172H175V174H176V172H177V174H178V172H179L180 175L182 174V176H180V175L178 174V175L180 176V177H179L178 175H175ZM201 172H202V173H201ZM44 173H45V174H44ZM55 173H57V174H55ZM78 173H79V174H78ZM81 173H83V174H81ZM103 173H104V174H103ZM161 173H162V174L164 173V175L166 174L165 176L168 178V181L173 180V181H171V184L174 183V184H172V185H174V186H171V185L168 186V185L170 184V182L165 181L167 178H166L165 176H164V178H163V175H162ZM170 173H171V175H170ZM192 173H198V174H196V177H197V178L195 177V174H192ZM200 173H201V174H200ZM203 173H204V174H203ZM41 174H42L43 176H41ZM61 174H62V176H61ZM71 174H72L73 176H71ZM80 174H81V175H80ZM106 174H108V175H107V176H108V179H107V176L105 177ZM168 174H169V175H168ZM172 174H174V177H172ZM185 174H187V175H186L184 178H182ZM188 174H189V175H188ZM54 175H55L56 177H55ZM59 175H60L61 177L64 176V178H61ZM97 175H98V174H97ZM97 175H95V176H97ZM167 175H168V176H167ZM57 176H58V177H57ZM99 176H97V177H99ZM121 176H122V177H121ZM123 176H124V177H123ZM169 176H171L172 178H171V177L169 178ZM176 176H177V177H176ZM189 176H192V177L194 176V178L189 177ZM54 177H55V181L57 180L56 182H54V180H53ZM79 177H78V178H79ZM188 177L190 178V180H189ZM198 177H199V180H198ZM56 178H57V179H56ZM58 178H59V179H58ZM175 178H176V181L174 180ZM178 178H179V180H178ZM181 178H182V180H181ZM187 178H188V179H187ZM200 178H201V180H200ZM42 179H43V178H42ZM62 179H63V180H62ZM74 179H75V178H74ZM161 179L163 180V182H162ZM169 179H170V180H169ZM193 179H194V180H193ZM61 180H62L63 182H62ZM79 180H80V179H79ZM79 180H78V181H79ZM107 180H109V181L107 182ZM185 180H186L187 184H186V182H182V181H185ZM191 180H192V181H191ZM202 180H205V181H203V183H202ZM8 181H9V180H8ZM11 181H12V180H10L9 182L6 181V183H5V182L3 183V182H1V180H0V187H1V188H0V190H1L0 193L3 192V190H4V192L1 193L2 195L0 194V196H1L0 199H4V198L7 199V197L9 196L7 200L4 199L5 202L8 201L6 204H5V202H4L3 200H2V201H3L4 203L0 200V202H1V203H0V206H3V205H4L3 207L5 208V209H4L3 207H0V217H1V219H2V220L0 219V221H2V222H0V235H2V233H3V231H2L1 229L4 228V227H6L5 224L7 225V224L10 222V220H8V219H11V218L15 215L16 211H17V213H19V212H21L22 209H23V210H22V211H23V215H22V212L18 214L19 216L15 215L16 217L14 216L13 219L15 218L14 221H16V219H17V221H16V223H15L14 225H11V226L14 228V226L16 225V228L18 227V228L22 229L23 231H21V230L18 229V228H17V229H18V230H17V229L15 228L17 234L21 231V232H20L21 234L19 233L20 236L18 235V237H16L17 240H15V239H16L15 236H17V235H15L16 233L14 234L15 236L12 237L16 242H14V240H13L10 236H8L9 234L4 235V233H3L2 236H3V237L5 236V237H7V238L5 239V237L2 238V236H0V238H2V241H3L2 243L5 244V246H4L3 244H2V245L4 246V248L6 247L5 249L8 248V249H7L8 252H9V250H10V252H11V253L9 252L10 255L12 254V252L14 253V251H16L15 254H17L18 256H20V257L16 256V258H19V260H20V258H21V259L24 258L23 260H27V259H30V258H31V259H36L37 256H38L37 254L42 253V252L46 249V250L40 255V256H41V259H42V257L44 256V257L47 258V260L50 259V260L48 261V263H49V262H52V263L55 262L54 264H59V263H56V262H61V261H62L61 259H63V256L65 255V253H63L64 251L61 250L62 248H59V247H61L60 245H58L59 247H55L56 245L52 244V248H51V243H48V242H49V238H51V237H53V236L56 238V236H59V235H56V236H55V234L53 235V234H51V233H50V234H51V235H50L49 233H47V231H45V229H43V230H44V231H43L42 228H40V227H38V226H37V227L35 226V227H36V228H35V227H34V224L32 225L33 227L31 228V226H29V225L26 224V223L28 222V220H29L28 218H27V220H26V218H25V220L27 221V222H25V224H26L27 226L24 225V220H23V218L25 217V215H24V208L19 207V206H22V205L20 204V201L18 200V197H15V199H14L15 202H12L14 196H17V195H14V194H16V193H14V192H15V190H16V192H17V186H16V185H18V184L14 183V184H15V185H14V184H13L14 181H12V182H11ZM72 181H73V180H72ZM74 181H75V180H74ZM76 181H77V180H76ZM164 181H165V182H164ZM174 181H175V182H174ZM180 181H181L182 183H185V184H182ZM195 181H196V182H195ZM197 181H198L199 183L201 182V183H200L201 185H199ZM237 181H238V180H237ZM10 182H11V185H12L11 187H12V188L9 186ZM58 182H59V184H63V183H65L66 185L63 184V185L57 186V185H59V184H54V183H58ZM60 182H61V183H60ZM66 182H67V181H66ZM68 182H69V181H68ZM176 182H177V183H176ZM178 182H180V184H179ZM188 182H190V183H188ZM193 182L195 183L194 186H192V185H193ZM8 183H9V184H8ZM69 183H70V182H69ZM80 183H81V181H80ZM156 183H157V186L155 187ZM158 183H159V184H158ZM163 183H164V184H163ZM165 183H166L167 185H165ZM175 183H176V185H175ZM196 183H197V184H196ZM205 183H206V184H205ZM1 184H3V185L1 186ZM7 184H8V185H7ZM49 184H50V183H49ZM70 184H71V183H70ZM181 184H182V185H181ZM202 184L207 185L208 188H207V186H203ZM208 184H209V185H208ZM4 185H6L7 188H6ZM52 185H53L54 187H53ZM55 185H56L57 187H55ZM197 185H199V186H197ZM13 186H14V187H13ZM68 186H69V184H68ZM158 186H159V187H158ZM166 186H167V187H166ZM180 186H181V187L183 186V187L181 188ZM195 186H196L197 188H195ZM3 187H4L5 189H4ZM174 187H175V188H174ZM187 187H186V188H187ZM191 187H192V188H191ZM203 187H204V188H203ZM14 188H15V190H14ZM53 188H54V189H53ZM154 188H155L156 191L153 190ZM178 188H179V189L181 188V189L179 190ZM194 188H195V189H194ZM8 189H9V190H8ZM10 189L13 190V191H11ZM60 189H61V191H60ZM66 189L68 190L67 192L65 191ZM148 189H149V191H148ZM197 189H198V191H197ZM7 190H8V191H7ZM177 190H178V191H177ZM193 190H192V191H193ZM9 191H10V192H9ZM108 191H109V192H108ZM150 191H151V193H150ZM173 191H175V192H173ZM192 191H191V193H192ZM195 191H193V193H195ZM5 192H7V194H6ZM63 192H64V195H65V193H66L67 196H66V195H65V196H61V195H63ZM105 192H106V193H105ZM107 192H108V195H109V196L107 195ZM111 192H112L113 194H112ZM145 192H146V193H145ZM147 192H148V194H147ZM182 192H183V194H184V191H182ZM182 192H180V193L182 194ZM4 193L6 194V197H4V196H5ZM12 193H14V194H12ZM109 193H110V194H109ZM135 193H136V194H135ZM143 193H145L146 195L143 194ZM187 193H185L184 195H186ZM10 194H12L13 196L10 195ZM60 194H61V195H60ZM115 194H116V195H115ZM172 194H169V196H171ZM174 194H173V195H174ZM181 194H179V195H181ZM3 195H4V196H3ZM98 195H101V196L99 197ZM102 195H105V196L103 197ZM143 195H144V196H143ZM11 196H12V198H11ZM86 196H87V197H86ZM90 196H92V197H90ZM110 196H112V197L110 198ZM138 196H140V197H138ZM182 196H183V195H182ZM59 197H60V199H59ZM89 197H90V198H89ZM98 197H99V198H98ZM108 197H109L110 199H109ZM134 197H135V198L137 197V198L135 199ZM141 197H142V198H141ZM171 197H174V196H171ZM16 198H17V199H16ZM84 198H85V200H84ZM91 198H92L91 201H92L94 204H95V202L97 201V200H95V199L98 198V201L96 202V205H95V206H94L93 203H91V202L88 203V202H89L88 200H90ZM101 198H102V199H101ZM105 198H106V199H105ZM133 198H134V200H132ZM139 198H140L141 200H140ZM10 199H11V200H10ZM86 199H87V200H86ZM100 199H101L102 201H101ZM171 199H172V198H171ZM16 200H17L18 204L16 203ZM93 200H94V201H93ZM99 200H100V201H99ZM103 200H104V201H103ZM108 200H109V202H107ZM131 200H132V201H131ZM139 200H140V201H139ZM9 201L11 202V204H9ZM117 201H118V202H117ZM133 201H134V202H133ZM138 201H139L140 203H139ZM86 202L88 203V205H87ZM100 202H101V203L103 202V204H104V202H106V203L104 204L105 207H104V205L102 206V207H104L103 209L100 208L101 205H98V204H97V203H100ZM116 202H117V203H116ZM129 202H130V203H129ZM135 202H136V204L139 203L138 205L140 206V207H139V206L136 207V210H137V211L139 210L138 212H137V211H133V210H135V207H133V206L136 205ZM66 203H67V201H66ZM118 203H119V205H118ZM128 203H129V204H128ZM142 203H141V204H142ZM2 204H3V205H2ZM7 204H8V205H7ZM15 204H16L19 208H14V207H17V206H15ZM64 204H65V203H64ZM106 204H107V205H106ZM108 204L110 205V207H109ZM113 204H115L116 206H114ZM126 204H127L128 207L126 206ZM130 204H131V205H130ZM132 204H133V205H132ZM5 205H6V206H5ZM8 206H9V208H8ZM11 206H12V207H11ZM113 206H114V207H113ZM118 206H119V207H118ZM10 207L12 208V210H11ZM23 207H24V206H23ZM126 207H127V208H126ZM132 207H133V208H132ZM7 208H8V209H7ZM121 208H122L123 210H122ZM125 208H126V209H125ZM129 208H130V209L132 208L133 210L131 209V212H129V211H130ZM137 208H138V209H137ZM6 209H7L6 212H8V213L5 212ZM16 209H17V210H16ZM18 209H21V210H18ZM88 209H89V210H88ZM100 209H101L102 211H100ZM105 209H106V210H105ZM110 209H113V210H110ZM118 209H120V210H122V211H120V210H118ZM1 210L3 211V213H1ZM9 210H10V212H9ZM13 210H14V211H13ZM103 210L106 211V212H103ZM116 210L119 211V212H117ZM12 211H13V212H12ZM109 211H110V212H109ZM112 211H113V212H112ZM97 212H98V213H97ZM116 212H117V213H116ZM121 212H123V215H124L125 217L122 215ZM125 212H126V213H125ZM128 212H129V213H128ZM136 212H137V214H136ZM5 213H6L7 218H6V216H5V218H2L3 215H5ZM10 213H11V214L14 213V215L12 214V215H13V216H12ZM118 213H119V214H118ZM133 213H134L136 216L133 215ZM1 214H3V215H1ZM111 214H112V215H111ZM114 214H115L116 216H115ZM117 214H118L120 217H119ZM125 214H126V215H125ZM129 214H130V215H129ZM20 215H21V216H20ZM89 215H88V216H89ZM107 215H108L109 217H108ZM127 215H129V217H128ZM22 216H24V217H22ZM104 216L106 217V219L104 218ZM112 216H113V217H112ZM122 216H123L125 219L122 218ZM126 216H127V217H126ZM133 216H134V217H133ZM10 217H11V218H10ZM21 217H22V218H21ZM101 217L104 218V219H102ZM111 217H112V218H111ZM18 218H19V219H22V220L20 221ZM99 218L102 219L103 221H105V223H104L102 220H100V221H99V222H101L100 225H99V222H98V224H97V221L99 220ZM107 218H110L109 220L112 219V221H109ZM116 218H117V219H116ZM132 218H133V219H132ZM134 218H135V219H134ZM123 219H124V220H123ZM3 220H4L5 222H4ZM7 220H8V223L6 222ZM121 220H122V221H121ZM132 220H133L134 222H133ZM11 221H13V220L11 219ZM14 221H13V222H14ZM19 221H20V222H19ZM22 221H23V222H22ZM113 221H114V222H121V223H123L122 226L124 227V229H125V228L127 229V231H126V229H125L124 232H126L128 235H126V233L124 234V232H122V231H121V233H119V232H120V231L118 232L119 228L115 227ZM3 222H4V223H3ZM112 222H113V223H112ZM18 223H19V225H20V223H21V225H20L21 227H20L19 225H17ZM86 223H87V224H86ZM88 223H89V224H88ZM108 223H109V224H108ZM1 224H2V225H1ZM3 224H4V225H3ZM10 224H12V222H10L9 225H10ZM31 224H32V223H31ZM94 224L96 225L95 227H94ZM106 224L108 225V227H107V226H104V225H106ZM22 225H24V226H22ZM84 225H85V226L87 225V226H86V229L88 228V230H85V226H84ZM97 225H98V226H97ZM109 225H110V228L113 226L112 228L114 229L113 231L115 232V235H114V233H112V234H113V235H112L110 231H109L110 234H109V232H108V235L105 234V232L102 231V230H105V229H106V231H108L107 229H109ZM125 225H126V226H125ZM1 226H3V227H1ZM89 226H90V228H89ZM22 227H26V228H24L25 230H24ZM101 227H102L103 229H102ZM106 227H107V228H106ZM28 228H29V229H28ZM39 228H40L41 230H40ZM96 228H97V229H96ZM98 228H99V229H98ZM26 229L29 230V231H27V232H29L30 234H29V233H24V234H23V232H26ZM30 229H31V231H30ZM38 229H39V230H38ZM92 229L94 230V232H95V229H96V232L94 233ZM115 229H117V233H119V235L116 233ZM34 230H35V231H34ZM36 230H37V232H36ZM90 230H91V231H90ZM99 230H100V231H99ZM1 231H2V232H1ZM33 231H34V232H33ZM42 231H43V232H42ZM113 231H112V232H113ZM32 232H33V233H32ZM35 232H36V234H35ZM38 232H42V233H41V234L39 233V235H38ZM97 232H98V234H97ZM102 232H103V233H102ZM44 233H45V234H44ZM93 233H94V234H93ZM101 233H102V235H101ZM106 233H107V232H106ZM22 234H23V235H22ZM27 234H28V235H32V234H33V235L30 237V236H28ZM43 234H44L45 236L47 235L48 238H47V236H46V237H45V236H42ZM48 234L50 235V237H49ZM99 234H100V235H99ZM103 234H105V235H103ZM24 235H25V236H24ZM40 235H41V236H40ZM93 235H94V237H93ZM98 235H99V236H98ZM106 235H107V237H106L107 239H109V240H112V239H113V240L111 241V243L113 242L112 244L109 243V241H108V245H105L106 243H103V245H102L103 239H101L100 237H103V236L105 237ZM110 235H112L113 238H111ZM11 236H12V235H11ZM26 236H28L27 238L30 237V238H31V241L36 242V243H33V242H31L30 240H28V239L26 238ZM34 236H36V237L39 236V237H37V238H38V239H37V238H35ZM64 236H65V238H67L68 240H69V238L71 237V236L68 235V234H67V236H66V234H64V235L60 236V240L62 239L61 241H64V240H65ZM91 236H92V237H91ZM109 236H110V238H109ZM8 237H9L10 239H9ZM19 237H21V238L19 239ZM24 237H25V238H24ZM33 237L35 238V241L33 240V239H34ZM104 237H103V238H104ZM117 237H116V238H117ZM129 237H130V238H129ZM30 238H29V239H30ZM40 238H41V239H40ZM44 238H45V239H44ZM99 238L102 240V241L100 240V241H101V244H100V242H98V241H99ZM118 238H119V237H118ZM126 238H127V239H126ZM11 239H12V241H11ZM18 239H19V240H18ZM25 239L27 240V242H28L29 245H28V244H27V245L25 244V242H24V241H26ZM36 239H37V240H36ZM43 239H44V240H43ZM63 239H64V240H63ZM67 239H66V240H67ZM93 239H96V241L93 240ZM97 239H98V240H97ZM4 240H5V241H4ZM7 240H8V241H7ZM21 240H22V241L24 240V241L22 242ZM57 240H58V239H57ZM72 240H73V239H72V237H71L69 241L72 242ZM92 240H93V241H92ZM131 240H132V239H131ZM131 240H129V241H131ZM6 241H7L8 243L12 242L13 244L10 243V247H9V245H8V247H7V244H6L7 242H6ZM9 241H10V242H9ZM40 241H41V242H40ZM42 241H43V242H42ZM47 241H48V242H47ZM73 241H74V240H73ZM94 241H95V243H94ZM114 241H116V239H115ZM17 242H18V243L20 242L19 244H21V243H24V244H22L21 246H19ZM29 242H31V243H29ZM39 242H40L41 245H43V246L40 247V248L38 247V246H40V244L38 245ZM44 242H45V243L47 242V243L45 244ZM50 242H51V241H50ZM116 242H117V241H116ZM138 242H139V243H138ZM0 243H1V242H0ZM15 243H16V244H15ZM43 243H44V244H43ZM61 243H62V242H61ZM86 243H90V242H86ZM30 244H31L32 246H31ZM36 244H37V246H36ZM99 244H100V245H99ZM134 244H135V245H134ZM11 245H12V246H11ZM15 245H16L17 247H16ZM25 245H26V246H25ZM45 245H46V246H45ZM48 245H49L50 249H47V248H49V247H47ZM101 245H102V246H101ZM136 245H137V246H136ZM18 246H19V247H18ZM23 246H24V247H23ZM33 246H35V247H33ZM44 246H45V247H44ZM96 246L99 247V248H98L99 251L97 250V247H96ZM100 246H101V247H100ZM107 246H108V248H107ZM110 246H111V247H110ZM116 246H117L118 248H117ZM133 246H134V247H133ZM11 247H13V248L11 249ZM14 247H15V248H14ZM26 247H27V248H28V247H29V248L31 247V248L28 249L29 251H26V250H27ZM37 247H38V249H37ZM53 247L57 248V250H56L55 248H53ZM95 247H96V248H95ZM115 247H116V249H115ZM125 247H126V249H125ZM9 248H10V249H9ZM19 248H20V249H19ZM24 248H25L26 250H25ZM33 248H34V249H33ZM41 248H42V249H41ZM43 248H45V249H43ZM72 248H73V247H71V249H68V250H69V251H67L68 254L66 253V255H68V256L65 255L64 257H66V258L69 259L70 257H71V258H74L73 256L76 255L75 257H77V258H74L73 260L70 258V260L73 261V263L75 262V264H77V263H78V264H83V263H84V260H85V259H84V258H85V255H84L85 253H84V254L82 253V254L84 255V256H83V259H84L83 261H82L80 258H78V257H81L82 254H80V252H82L84 249H77V248H76L75 251H73L74 249L72 250ZM110 248H111V249H110ZM112 248H113V249H112ZM119 248H120L121 250H120ZM123 248H124L125 250H124ZM31 249H32V250H31ZM36 249H37V250H36ZM51 249H54V250H56L57 252H58V250L60 249V252H58V254H57V252H54V251H52ZM103 249H104V250H103ZM105 249H106V250H105ZM127 249H128V250H127ZM11 250H13V251H11ZM18 250H19V251H18ZM20 250H21V251H20ZM23 250H24V252H23ZM35 250H36V252H34ZM50 250H51V251H50ZM70 250H71V251H70ZM100 250H101V251H100ZM110 250H111V251H110ZM115 250H119V251H115ZM126 250H127L128 252H127ZM17 251H18V252H17ZM30 251H33V252H30ZM61 251H62V253H61ZM113 251H114V252H113ZM121 251H123V254H122ZM125 251H126V252H125ZM21 252H22V253H21ZM47 252H49V253H47ZM51 252H54V254L51 253ZM71 252H73V253L77 252V253L73 254V253H71ZM83 252H86V250H84ZM104 252H105V253H104ZM116 252H117V254H118L119 256L116 254ZM120 252H121V253H120ZM129 252H130V253H129ZM136 252H137V253H136ZM18 253H19V254H18ZM32 253H33V254H32ZM59 253H61L62 256H61ZM69 253H71V255H70ZM125 253H126V254L129 253V254H128V255H125ZM30 254H31V255H30ZM45 254H47V255H45ZM51 254H52V255H51ZM79 254H80V256H79ZM108 254H109V255H108ZM112 254H115V255H112ZM135 254H136V255H135ZM29 255H30L31 257H29ZM33 255H34L36 258H34ZM36 255H37V256H36ZM54 255H56V256L60 255V256H59L60 258H59V257H56V256L54 257ZM102 255H103V256H102ZM110 255H111V256H110ZM133 255H134V256H133ZM138 255L141 256V258H140ZM14 256H15V255H14ZM25 256H26V257L28 256L27 259H25ZM40 256H38V257H40ZM49 256H50V257H49ZM51 256L54 257L55 260H54V258H52V259H53V260H52V259H51ZM69 256H70V257H69ZM108 256H109V257H108ZM112 256H114V257L117 258V259H115V258L112 257ZM117 256H118V257H117ZM124 256H125L126 258H125ZM132 256H133L134 258H133ZM10 257H11V256H10ZM32 257H33V258H32ZM44 257H43V258H44ZM103 257H105V258H104V259H101V258H103ZM110 257H112V258H110ZM120 257H122V258H120ZM131 257H132V258H131ZM135 257H136V258H135ZM138 257H139V260H138ZM46 258H44V259H46ZM99 258L101 259V261H100ZM107 258H108V259H107ZM119 258H120L121 260H120ZM124 258H125V259H124ZM9 259H10L9 261H8V260L6 261L8 264H12V263H13V264H16V263H18V262H17L18 259H17V261L14 260L15 258H13V260H12L11 258H9ZM31 259H30V260H31ZM56 259H58V260H56ZM106 259H107L108 262L111 261V263H110V262H109V263H106V262H107ZM110 259H112V260H110ZM129 259H130V260H133V263H132V261H128ZM47 260H45V261H47ZM74 260H75V261H74ZM76 260L79 261V262H76ZM92 260H91V261H92ZM97 260H98L99 262H98ZM118 260H119L120 262H119ZM125 260H126V261H125ZM136 260H137V261H136ZM13 261H14V262H13ZM71 261L69 262L70 264L72 263ZM81 261H82V262H81ZM85 261H86V260H85ZM91 261H89L90 264L92 263ZM105 261H106V262H105ZM134 261H135V262H134ZM140 261H141V262H140ZM6 262L3 263V264H7ZM19 262H20V261H19ZM80 262H81V263H80ZM87 262H88V261H87ZM89 262H88V263H89ZM104 262H105V263H104ZM129 262H130V263H129ZM52 263H51V264H52ZM61 263H62V262H61ZM61 263H60V264H61ZM116 263H115V264H116ZM18 264H19V263H18ZM49 264H50V263H49ZM84 264H86V262H85Z\"/></svg>", "mask_w": 264, "mask_h": 264}]
</instances>
